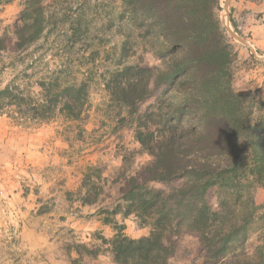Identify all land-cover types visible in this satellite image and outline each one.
Returning a JSON list of instances; mask_svg holds the SVG:
<instances>
[{
    "label": "trees",
    "instance_id": "trees-1",
    "mask_svg": "<svg viewBox=\"0 0 264 264\" xmlns=\"http://www.w3.org/2000/svg\"><path fill=\"white\" fill-rule=\"evenodd\" d=\"M46 1L24 0L20 23L0 36V54L26 53L49 35ZM58 1L67 8L62 17L68 40H87L86 6L92 0ZM101 1L110 6L95 5L110 11L106 30L120 40L112 46L114 63L100 75L107 115L116 131L130 130L151 157L135 173L120 176L118 189L125 214L149 226V234L132 239L115 227L106 241L113 260L168 264L173 243L166 239L187 232L196 236L205 263H228L231 247L247 240L264 208L254 202L256 190L264 187V96L260 88L240 92L233 86L238 55L221 26L220 1ZM145 52L158 64L145 62ZM65 75L62 70L42 75L33 91L11 80L0 89V115L26 127L59 116L67 123L85 119L91 107L88 75L79 82ZM96 172L92 165L83 171L76 192L82 206L100 194ZM260 234L254 257L243 264H264V230ZM76 253L71 264L83 254L95 255L84 245Z\"/></svg>",
    "mask_w": 264,
    "mask_h": 264
},
{
    "label": "rangeland",
    "instance_id": "rangeland-1",
    "mask_svg": "<svg viewBox=\"0 0 264 264\" xmlns=\"http://www.w3.org/2000/svg\"><path fill=\"white\" fill-rule=\"evenodd\" d=\"M219 1L221 26L238 55L232 68L233 86L240 92L260 88L264 96V51H254L249 37L236 28L231 0L227 6L225 0ZM100 3L108 5L92 0L86 6L91 23L87 40L81 37L71 43L62 17L67 8L58 0H47L49 35L26 53L0 54V89L16 79L33 91L36 79L59 70L68 81L79 82L86 73L91 85L90 111L79 122L67 123L59 116L54 122L26 127L9 115H0V264H71L80 245L94 250L95 255L83 254L78 264H117L106 243L115 227L132 239L149 234V226L125 214L118 194L119 177L135 173L151 157L134 141L130 130L116 131L107 115L110 111L100 75L114 63L112 46L120 40L106 30L111 14L95 6ZM23 5L24 0H0V36L20 23L17 17ZM242 42L251 44L252 51ZM143 59L149 65L158 64L147 52ZM88 165L99 170L102 188L92 205L82 206L76 192ZM210 201L215 203L214 195ZM254 202L264 205V187L256 190ZM257 217L247 240L231 247L226 256L229 264H243L254 257L264 230V208ZM166 240L173 243L168 264H210L205 263L196 236L181 232Z\"/></svg>",
    "mask_w": 264,
    "mask_h": 264
},
{
    "label": "crops",
    "instance_id": "crops-1",
    "mask_svg": "<svg viewBox=\"0 0 264 264\" xmlns=\"http://www.w3.org/2000/svg\"><path fill=\"white\" fill-rule=\"evenodd\" d=\"M232 19L249 37L254 51H264V0H231Z\"/></svg>",
    "mask_w": 264,
    "mask_h": 264
},
{
    "label": "water",
    "instance_id": "water-1",
    "mask_svg": "<svg viewBox=\"0 0 264 264\" xmlns=\"http://www.w3.org/2000/svg\"><path fill=\"white\" fill-rule=\"evenodd\" d=\"M228 1H229V0H225V5H226V6H227ZM228 31H229V30H228ZM229 32L231 33V35H232L236 40L241 41L240 38H239L235 33H233L232 31H229ZM242 43H244V42H242ZM244 45H245L247 48H249L250 52L252 51L251 46H250L249 44L244 43Z\"/></svg>",
    "mask_w": 264,
    "mask_h": 264
}]
</instances>
